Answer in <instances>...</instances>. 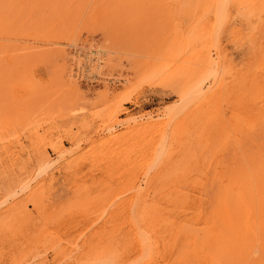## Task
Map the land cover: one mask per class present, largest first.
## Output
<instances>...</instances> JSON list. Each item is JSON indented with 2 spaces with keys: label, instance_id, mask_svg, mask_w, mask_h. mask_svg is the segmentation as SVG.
Listing matches in <instances>:
<instances>
[{
  "label": "rangeland",
  "instance_id": "rangeland-1",
  "mask_svg": "<svg viewBox=\"0 0 264 264\" xmlns=\"http://www.w3.org/2000/svg\"><path fill=\"white\" fill-rule=\"evenodd\" d=\"M0 264H264V0H0Z\"/></svg>",
  "mask_w": 264,
  "mask_h": 264
},
{
  "label": "bare ground",
  "instance_id": "bare-ground-1",
  "mask_svg": "<svg viewBox=\"0 0 264 264\" xmlns=\"http://www.w3.org/2000/svg\"><path fill=\"white\" fill-rule=\"evenodd\" d=\"M219 1H221V2H223V1H227V0H215V2L216 3H218ZM213 63V61L211 60V58H210V56L207 54V55H205V56H203L202 57V64L203 65H205V66H209V65H211ZM193 88V87H192ZM200 91H201V87H199L197 90H196V93L197 94H199L200 93ZM243 187V186H242ZM245 192V191H244ZM235 198H237V197H234V199ZM224 199V198H223ZM228 199V198H227ZM227 199H225L226 201H227ZM233 199V198H232ZM233 199V200H234ZM224 200V201H225ZM232 200V201H233ZM228 202H230L231 204H232V202H231V199L228 201ZM234 202V201H233ZM225 203V202H224ZM231 204H229V206L231 205ZM224 205V204H223ZM232 206V205H231ZM225 209H226V207H225ZM230 211V210H229ZM233 210H231V212H232ZM226 213H227V210L225 211ZM225 214V213H224Z\"/></svg>",
  "mask_w": 264,
  "mask_h": 264
}]
</instances>
